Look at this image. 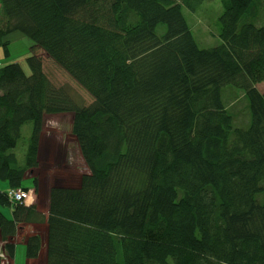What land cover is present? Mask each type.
Instances as JSON below:
<instances>
[{"label":"trees","instance_id":"trees-1","mask_svg":"<svg viewBox=\"0 0 264 264\" xmlns=\"http://www.w3.org/2000/svg\"><path fill=\"white\" fill-rule=\"evenodd\" d=\"M204 1L211 0H0L2 59L12 57L8 37L19 33L94 98L79 109L34 56L26 60L29 76L17 63L0 65V182L30 189L22 183L44 118L64 112L88 170L78 187L49 190L46 216L22 206L11 208V219L0 213L6 256L27 223L45 227L46 264H221L213 229L258 239L261 0H220L221 45L211 50L195 45L181 11ZM205 66L215 68L209 84ZM225 89L241 96L231 99ZM26 125L28 157L17 168L13 151ZM0 204L9 206L5 194ZM23 243L25 257L38 258L40 235ZM253 264H264V253Z\"/></svg>","mask_w":264,"mask_h":264},{"label":"rangeland","instance_id":"rangeland-1","mask_svg":"<svg viewBox=\"0 0 264 264\" xmlns=\"http://www.w3.org/2000/svg\"><path fill=\"white\" fill-rule=\"evenodd\" d=\"M257 6L259 10L257 19L262 24L264 23V0H261ZM181 11L186 22L187 31L190 32L195 45L199 49L211 50L221 45L219 39V17L223 9L220 0L204 1L195 12H190L185 8ZM8 40L10 42L9 49L11 50L12 57L3 60L0 51V65L10 62L17 63L24 74L29 76L30 68L26 60L28 57L34 56L39 61L41 73L45 75L49 84L53 88L65 92V96L72 100L79 109H86L94 102L93 97L80 88L63 69L41 50L35 49L32 42L26 37L19 33H14L8 37ZM210 69L215 68L213 66H205L200 71V74L204 75L203 79L207 80L208 84L211 83V80L208 79L212 73ZM196 76L198 77V75ZM255 87L259 92H264V82ZM224 91L222 94L229 95L231 99L235 96H241V91H238V89H235V92H233L234 90L227 91L226 89ZM236 92L238 93L237 95ZM241 101L242 99L237 101V103ZM238 107V105L235 106L237 112L240 111ZM71 118V114L68 112L44 118L32 165L25 170V180L22 183V187L33 189V181H35L36 204L33 208L37 213L44 216L47 215L46 208L49 190L53 187L76 188L79 185L81 176L88 174L75 137L71 132ZM30 134V126H24L22 138L13 151L17 159V168H24V162L28 157ZM11 208L10 205L5 206L0 204V211L4 215L6 214V217L10 216ZM40 226L34 223L24 224L17 234L25 237L27 236L25 235L27 234L25 229L32 230ZM252 231L253 234H257V240L242 237L240 236V232H238V236L236 234L230 235L224 228L213 229L211 250L215 259L221 264H253L257 257L264 253V225L259 223L257 215L253 219ZM18 235H15L14 239L10 240L14 251L18 244L16 242ZM44 237L45 235L43 234ZM3 246V244L0 246V263H11L14 260V251L8 257L3 251ZM27 260L31 262L37 261L35 264H45L46 257L39 255L34 260Z\"/></svg>","mask_w":264,"mask_h":264},{"label":"crops","instance_id":"crops-1","mask_svg":"<svg viewBox=\"0 0 264 264\" xmlns=\"http://www.w3.org/2000/svg\"><path fill=\"white\" fill-rule=\"evenodd\" d=\"M8 190V186L7 183L5 182H0V195L4 194L6 191ZM0 213H2L0 211ZM3 214V213H2ZM11 214H12V210L10 212V216L6 217V214L4 215L7 219H11ZM46 216V215H45ZM36 229V230H35ZM44 229V231H43ZM25 235H31V234H39L41 237V249H40V253L39 255H41L43 257V255L45 256V252H46V232H45V227L44 226H40V227H35L32 230H26ZM43 234L45 235V237L43 238ZM18 235V234H17ZM19 236V237H18ZM16 237V242L18 243L15 251H14V260L10 262H6L4 264H35L37 263V261H28L25 257V248H24V237L22 235H18ZM43 239V240H42ZM1 244L4 245V243L1 241V237H0V246ZM29 262V263H27ZM46 264V261H45Z\"/></svg>","mask_w":264,"mask_h":264},{"label":"built area","instance_id":"built-area-1","mask_svg":"<svg viewBox=\"0 0 264 264\" xmlns=\"http://www.w3.org/2000/svg\"><path fill=\"white\" fill-rule=\"evenodd\" d=\"M6 198L9 204L20 205L26 208H30L36 203V196L33 190H14L9 189L6 193Z\"/></svg>","mask_w":264,"mask_h":264},{"label":"clouds","instance_id":"clouds-1","mask_svg":"<svg viewBox=\"0 0 264 264\" xmlns=\"http://www.w3.org/2000/svg\"><path fill=\"white\" fill-rule=\"evenodd\" d=\"M8 190H9V188H8ZM8 190H7V191H8ZM27 190H33L34 193H35V190H34V189H27ZM7 191H6V192H7ZM6 192H5V193H6ZM5 193H4V194H5ZM4 194H3V195H4ZM5 196H6V195H5ZM6 199H7V198H6ZM7 202H8V200H7ZM8 204H9V202H8ZM35 204H36V203H35ZM9 205H10L11 207H13V206H20V205H13V206H12L11 204H9ZM22 207H24V206H22ZM33 207H34V206H32V207H30V208H33ZM24 208H26V207H24ZM27 209H29V208H27Z\"/></svg>","mask_w":264,"mask_h":264},{"label":"bare ground","instance_id":"bare-ground-1","mask_svg":"<svg viewBox=\"0 0 264 264\" xmlns=\"http://www.w3.org/2000/svg\"><path fill=\"white\" fill-rule=\"evenodd\" d=\"M220 39V38H219Z\"/></svg>","mask_w":264,"mask_h":264}]
</instances>
